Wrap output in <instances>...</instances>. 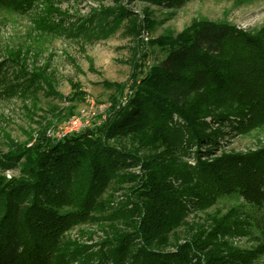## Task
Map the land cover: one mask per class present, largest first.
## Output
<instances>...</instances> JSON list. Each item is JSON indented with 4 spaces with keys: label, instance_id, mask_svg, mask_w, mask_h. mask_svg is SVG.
I'll return each mask as SVG.
<instances>
[{
    "label": "trees",
    "instance_id": "1",
    "mask_svg": "<svg viewBox=\"0 0 264 264\" xmlns=\"http://www.w3.org/2000/svg\"><path fill=\"white\" fill-rule=\"evenodd\" d=\"M32 1L0 0V8L23 12ZM142 1L179 8L189 0ZM130 15L119 4L91 13L75 29L98 38L129 32ZM163 42V58L151 66L141 62L125 98L111 101L101 125L57 138L43 129L29 147L8 139L0 169L20 165L22 176H0V264H70L73 257L82 264H228L210 248V237L171 236L188 205L206 208L233 192L256 206L254 220L264 231V151L209 160L202 156L213 148L201 149L218 145L204 118L230 98L237 110L250 112V124L264 123V27L253 34L203 19ZM38 79L29 77L31 88ZM128 136L159 142L163 151L145 160L118 141ZM191 146L195 164L180 160ZM94 219L112 226L97 251L81 255L63 234Z\"/></svg>",
    "mask_w": 264,
    "mask_h": 264
},
{
    "label": "rangeland",
    "instance_id": "2",
    "mask_svg": "<svg viewBox=\"0 0 264 264\" xmlns=\"http://www.w3.org/2000/svg\"><path fill=\"white\" fill-rule=\"evenodd\" d=\"M119 4L131 10L126 22L129 32L120 28L98 38L75 29L91 13ZM203 19L225 21L256 34L264 27V0H189L179 8L142 0H33L23 12L0 8V81L4 83L0 85V152L9 151V138L29 147L31 137L43 129L57 138L72 115L84 114L91 127L101 125L108 118L111 101L125 98L141 62L148 59L149 66L155 64L165 54L162 41ZM139 24H144L143 31L137 30ZM30 76L39 78L32 88ZM236 108V99L230 98L225 107L214 106L204 118L206 132L217 137L218 145L202 144V150L213 148L203 159L264 151V123L250 124V112ZM118 141L145 160L163 151L159 142L142 136ZM195 151L191 146L180 160L195 164ZM21 174L20 165L0 169V176L7 179ZM114 194L115 201H120L121 193ZM190 205L172 239L210 237V248L226 256L228 264H239L237 255L249 264H264V231L256 220L260 216L255 205L235 192L219 196L206 208ZM110 226L96 219L80 222L63 237L84 255L97 251ZM71 260L70 264H82L78 257Z\"/></svg>",
    "mask_w": 264,
    "mask_h": 264
},
{
    "label": "built area",
    "instance_id": "3",
    "mask_svg": "<svg viewBox=\"0 0 264 264\" xmlns=\"http://www.w3.org/2000/svg\"><path fill=\"white\" fill-rule=\"evenodd\" d=\"M83 117L84 114L70 116L66 125L60 129L58 137H62L67 133L79 132L85 127L91 126L90 121L83 119ZM50 135L55 137L54 133H51Z\"/></svg>",
    "mask_w": 264,
    "mask_h": 264
}]
</instances>
